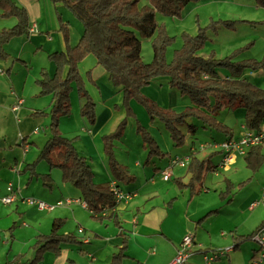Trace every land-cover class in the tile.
I'll use <instances>...</instances> for the list:
<instances>
[{
  "label": "crops",
  "instance_id": "1",
  "mask_svg": "<svg viewBox=\"0 0 264 264\" xmlns=\"http://www.w3.org/2000/svg\"><path fill=\"white\" fill-rule=\"evenodd\" d=\"M17 1L28 10L31 26L27 35L13 37L2 44L7 56L0 54V195L9 192L8 185L12 183L17 199L25 200L31 198L32 184L40 178L32 177L29 180L28 172L21 173L25 167L21 162L26 161L25 152L31 150L32 141L39 139V143H44L47 137L44 124L49 116L51 95L43 92L38 81L41 78L38 65L33 60L26 61L22 56L25 52L21 50L22 47L31 49L37 58L47 62L49 66L42 68L53 76L57 68L49 54L67 48L59 21V13L66 7H57L51 0ZM15 22V18L0 16V30L12 27ZM71 38L70 43L73 44L78 35L72 34ZM79 70L85 75V84L90 92L92 89L98 91V87L103 97L114 92L115 88L110 89L100 80L104 70L94 55H87L79 64ZM89 71L91 78H87ZM256 73L253 76L258 80L260 75ZM154 97L159 98L157 91H154ZM112 116V108L102 106L95 124L92 127L87 125L91 134L86 135V142L91 151L99 155V160L102 157L95 140ZM78 119L82 121L83 118L78 116ZM191 146L189 141L186 147L190 149ZM165 147V150H169L170 144L166 143ZM215 149L199 150L197 154L206 157ZM102 161L107 162V171L103 176L97 169L94 181L107 186L115 177L108 159L104 157ZM125 161L118 160L125 169L118 181L125 192L134 193L114 207L116 218L99 219L93 216L89 209L78 202L83 199L81 191L63 182L58 169L51 171L55 184L50 189L51 195L45 197L52 203L68 197L73 199L72 203L46 210L29 205L26 201L27 206L23 211L19 206L14 208L13 205L0 203L3 206V211H0V264H113V255L123 244L125 236L128 237L127 257L119 264H168L188 232L194 235V247L193 254L185 264H207L206 256L213 257V264H251L259 245L250 235L264 222L263 197L246 195L240 201L238 195L232 194L202 197L205 188L195 194L189 188H180L179 179L184 183L189 181L186 166L174 168L172 178H163L161 169L169 163V158L160 169L153 167V170H148L139 156L135 162L132 161L133 164L127 157ZM138 166L144 168V172L134 175L132 170ZM24 177L28 178L27 181ZM22 186H25V190H22ZM235 202H238L236 209L232 207ZM31 206L34 207L33 212L45 216H38L37 222L31 221ZM212 209L218 212L201 220ZM27 218L31 221L30 226L25 223ZM55 218L70 222L66 226L63 224L60 232H72L80 238L85 247L83 252L72 246L38 252L37 242L42 235L49 234V227H52L51 222ZM238 238L243 239L240 241Z\"/></svg>",
  "mask_w": 264,
  "mask_h": 264
},
{
  "label": "trees",
  "instance_id": "2",
  "mask_svg": "<svg viewBox=\"0 0 264 264\" xmlns=\"http://www.w3.org/2000/svg\"><path fill=\"white\" fill-rule=\"evenodd\" d=\"M51 1L57 7L63 5L71 9L73 14L81 20L83 30L77 44L71 45L68 21L59 15L60 31L67 48L49 54V58L56 63V72L50 76L44 69L38 80L43 92L51 95L52 118L47 126L49 137L37 160L28 162L21 172L23 174L28 172L29 180L32 177L41 178L43 186L51 189L55 184L51 171L53 169L60 170L62 181L81 191L83 199L79 202L82 204V201H85L86 208L99 219L116 218L114 207L122 199L130 197V193H134L133 191L125 192L118 181L124 175L125 169L116 158L112 137H121V128L119 131L116 130L103 137L104 149L108 155L111 172L115 177L111 181L115 180L119 189L124 193L120 199H118L119 191L114 190L110 184L103 186L95 183L96 172L92 165L84 155L76 150L73 139L64 136L59 129L61 116L71 112V93L74 85L77 86L83 101L85 100L81 105V114L91 126L97 120V103L89 93L84 77L79 70V64L87 55H94L97 63L105 69L110 83L116 91L123 93L124 102L129 111L128 102L135 99L147 108L152 119L159 116L165 122L174 147L182 146L188 136L195 133L198 122L208 126L212 131L215 130L226 135L223 140L213 139L208 142H200L198 145L191 140V148L188 149L185 146L188 153L179 155L162 150L158 140L141 124L138 126L145 138L143 145L146 147L148 155L146 162H149L151 156H155L154 154L161 158L167 156L169 163L166 166L169 167L173 158L188 157L187 163L180 167H187L186 172L190 175L189 181L184 183L179 179L178 183L180 188H189L193 194L202 191L208 172L218 171L220 167L225 166L224 159L227 151L223 146L224 142L240 140L248 131L255 133L263 131L264 87L262 86L263 82L259 80L264 79V73H259L258 80L253 75L259 69L264 68V59L259 60L254 57L237 59L242 51L248 48L247 45L236 48L222 58H218L213 51L206 57L201 56L198 51L204 46L208 35L200 29L196 35L186 34L182 48L176 50L171 62L167 61L166 44L170 37L165 27L158 22L157 13L177 16L190 3L199 0H148L144 4L141 3L142 0ZM256 1L259 6L264 7V0ZM0 16L16 19V23L12 27L0 30V54L7 56V52L2 49V44L13 37L27 35L30 32L31 24L28 10L17 0H0ZM228 23L231 24V22ZM145 38L152 39L154 58L151 62H146L143 57L142 40ZM219 67L228 70L219 71L217 70ZM159 78L168 79L171 88H176L182 95L189 97V104L182 111L163 107L159 100L148 95L152 81ZM238 109L244 111L243 119L246 132L237 139L234 137L233 128L224 118L218 116L222 110H228L230 113ZM44 112L46 111H41V113ZM130 113L134 114L132 110ZM186 126L188 134H185V129H182ZM34 142L31 143L34 144ZM262 143L248 146L245 153L241 154L253 170H256L264 159ZM209 148L216 149L209 156H198L199 150L203 151ZM216 154L221 155V161L213 162V157ZM39 160L47 161V173L37 171ZM174 167L172 165L173 170ZM155 168L160 169L161 166ZM243 184L244 182H241L239 185ZM233 188L234 183L229 181L227 190L224 193L222 191L220 195H234ZM60 200L62 199L53 204L55 205ZM43 209L52 210L54 208ZM216 212H218L217 209L210 210L201 220ZM64 222L62 218L53 220L49 234L42 235L37 242L39 253L49 249L59 250L63 246H72L81 252L85 250L82 240L75 234L60 232ZM263 224L264 222L254 233ZM253 234L250 236L253 237ZM250 236L247 237L250 238ZM127 243L128 237L125 236L123 244L113 255V264H119L127 257ZM236 244L238 245V243Z\"/></svg>",
  "mask_w": 264,
  "mask_h": 264
},
{
  "label": "rangeland",
  "instance_id": "3",
  "mask_svg": "<svg viewBox=\"0 0 264 264\" xmlns=\"http://www.w3.org/2000/svg\"><path fill=\"white\" fill-rule=\"evenodd\" d=\"M147 2L148 0L141 1L143 4ZM59 15H61L64 20L68 21L71 36L72 34L78 35V39L74 40L73 44L71 45L77 44L83 30V24L81 20L73 14L71 9L67 7L64 8L62 12L59 13ZM156 17L158 22H160L165 27V30L170 37L169 42L166 44V58L168 62L173 60L176 50L182 48L183 43L185 42V35H196L199 33L200 29H202V31L208 35V39L204 46L198 51V54L201 56L206 57L213 51V53L218 58H222L233 52L236 48L247 45L248 48L244 49L237 59H245L250 57H254L259 60L264 59V7L259 6L256 0H199L197 2L190 3L180 15L167 16L157 13ZM227 21L231 22V24ZM142 48L144 60L146 62H151L154 58L152 39H143ZM21 51L25 52V54L22 56L26 61L33 60L34 64L38 65V71L42 72L44 70L42 68L43 66H49L47 62L37 58V55H34L31 49L29 50L26 47H22ZM43 53L46 54L45 51H43ZM26 64L31 66V64L28 62ZM100 67L104 70V74L101 76L100 80L110 89H114L113 85L109 81L107 72L101 65ZM217 70L227 71L228 69L219 67ZM258 73L263 74L264 68L259 69L256 74ZM88 74L89 76L86 75L87 78L91 76V71H89ZM83 77L86 81L85 75ZM154 91H157L159 98L154 97ZM148 92V95L159 100V103L166 108L171 107L177 111H182L184 107L189 104V97L182 95L181 92L176 88H171L168 79L159 78L152 81ZM89 93L97 103V116L102 110V106L106 109L111 107L113 111V116L110 117L111 119L99 132L98 137L95 140V145L98 147L102 160L104 157L108 159V155L104 149V135L112 134L116 130L119 131L121 128V137H112V143L115 144L114 153L119 161H125L127 157L129 158L130 163L133 164L132 161L135 162L137 160V156H139L142 164L147 165L148 170H153V167L164 165L167 156H163L164 158H161L156 154H154V157L151 156L149 162H146L148 155H146L147 150L143 145L145 138L143 137L142 131H139L138 128L140 124L143 126V128H145L146 131H148L155 139L158 140L162 150H165V144L169 143L170 149L172 150L169 149V151L166 149V151L177 153L179 155H183L186 152L187 149H185V146L191 140L198 145L200 142H208L212 141L213 139L223 140L226 136L224 133L217 132L215 130L212 131V129H210L208 126H204L198 122V127L196 128L195 133L193 135H189L182 146L174 147L172 145L173 143L171 135L166 127L165 122L159 116L152 119L147 108L139 101L132 99L128 102L130 111L132 110L134 113L132 114L128 110L127 104L124 102V96L122 92L115 91L114 89V92L108 97H103L100 88L98 87V91L92 89V91H89ZM84 101L83 97H81L78 93L77 86L74 85L71 93V112L68 115L61 116L59 129L64 136L73 139L76 150L80 154L86 156L87 161L93 165L95 171L98 169L101 175L104 176L107 171L105 166V163L107 162L104 163V161L99 160V155L93 153L90 146L86 142V135L91 134L88 132V127L92 126L81 114L80 104H83ZM242 112L243 111H241V109L231 111L230 113L228 110H222L218 116L219 118H224L225 121L233 128L234 137L237 139L241 138L244 132H246V129L244 128V119L243 116H241ZM48 113L49 116L47 117V121L44 124L45 128H47L46 126H48V124L51 122V106L48 107ZM78 116L84 120L82 119V121H80ZM187 128V126L182 128L185 129V134L189 133ZM262 130H264V123L262 125ZM45 131L47 133V137H49L48 129ZM43 135L44 132L42 131V137ZM47 137L44 143H39V139L34 140L35 142L32 144L31 150L25 152L26 161L21 163L26 165L28 162L37 160L40 151L44 147ZM262 153L264 154V142L262 143ZM214 161H221V155L216 154L213 157V162ZM177 167L178 166H175L174 168ZM167 168L168 166L161 170L163 171L162 176L164 179H166L164 175L169 173ZM134 169L135 170H132L134 175H139L144 172V168H141V166H138V168ZM47 170V161L39 160L37 163V171L47 173ZM98 176L99 175L97 174V178ZM24 178L27 181L28 178ZM229 181L234 183L232 192L234 195H238V200L240 198L242 199L246 195H253L254 198L263 197L264 159L260 166L256 170H253L248 166L247 160H245L243 155H237L234 162H231L224 167H220L218 171H210L208 173L203 184V189H205L204 192L201 193V196L209 198L220 195L222 191L224 193V191L227 190ZM241 182H244V184L239 185ZM35 183L33 182L30 189V191H33L31 197L43 201L45 200V203H49L51 206H53L52 201L46 198L48 195H51L52 192H50V189H48L46 186H43V180L40 178L36 180ZM10 184L12 183H9L8 185L9 192H6L5 195H0V203L3 202L5 205H13L14 208L19 206L20 210L23 211V208L27 206L26 199L23 200V198H21V200L26 203L22 204V201L19 198L17 199V195L15 193L16 190L14 187L13 190H11V187H9ZM22 190H25V186H22ZM5 197H9L8 200L11 201L5 202ZM2 204H0V211H3ZM32 204H34L33 206L36 205L38 207V203ZM29 205H31V203H29ZM237 205L238 202H235L232 207L236 209ZM33 206L30 208V211H32L31 221L37 222L38 216H45V214L33 212ZM27 219H25V223L26 225L30 226L31 221H29L30 219ZM69 223L70 222L65 221L64 226L68 225ZM32 225H34V223ZM49 230H51L50 227Z\"/></svg>",
  "mask_w": 264,
  "mask_h": 264
},
{
  "label": "built area",
  "instance_id": "4",
  "mask_svg": "<svg viewBox=\"0 0 264 264\" xmlns=\"http://www.w3.org/2000/svg\"><path fill=\"white\" fill-rule=\"evenodd\" d=\"M34 30V29H33ZM264 141V130L259 131L257 133L248 131L244 134V136L240 140H231L228 142H224L223 146L225 147V150L227 151V155L225 160V165H228L231 162H234L237 154H244L247 150L248 146L257 145ZM204 147V145H202ZM188 157L180 158L175 157L172 159L171 165L167 168L169 170V173L167 175H164L166 179H169L173 173V167L179 166V165H185L188 161ZM163 172V171H162ZM115 180L111 181L110 185L113 187L114 190L119 191V198L120 199L124 193L119 189V186L117 185ZM13 184H10L9 187H11V190H13ZM9 197H5V202H10L11 200H8ZM264 198V194H263ZM26 201L28 203H38V207L48 208L52 209L55 205L60 204H70L73 202V199L66 198L60 200L58 203L53 206H51L49 203H45L43 200L35 199L33 197L27 198ZM80 201V200H79ZM78 201V202H79ZM82 204L87 207V203L85 201H82ZM253 238L255 241H257L259 248L256 251V254L251 260V264H264V224L253 234ZM193 247H194V235L191 232L186 233L176 251V254L174 255L173 259L168 264H185V262L189 259V257L193 254ZM207 264H213V257L212 256H206ZM142 264V263H138Z\"/></svg>",
  "mask_w": 264,
  "mask_h": 264
}]
</instances>
